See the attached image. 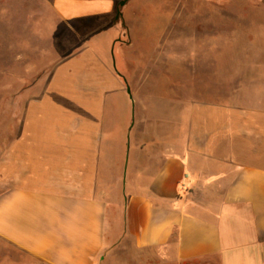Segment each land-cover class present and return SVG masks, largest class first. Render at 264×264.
Wrapping results in <instances>:
<instances>
[{
    "label": "crops",
    "instance_id": "crops-1",
    "mask_svg": "<svg viewBox=\"0 0 264 264\" xmlns=\"http://www.w3.org/2000/svg\"><path fill=\"white\" fill-rule=\"evenodd\" d=\"M20 1L40 42L49 5L70 28L109 17L85 42L118 33L82 80L94 99L39 89L0 135V264H264V94L170 108L167 126L152 117L134 133L130 73L111 56L116 1ZM17 12L0 3V19Z\"/></svg>",
    "mask_w": 264,
    "mask_h": 264
},
{
    "label": "rangeland",
    "instance_id": "rangeland-1",
    "mask_svg": "<svg viewBox=\"0 0 264 264\" xmlns=\"http://www.w3.org/2000/svg\"><path fill=\"white\" fill-rule=\"evenodd\" d=\"M115 1L119 7L122 0ZM1 2L18 12L0 19V135L6 136L12 117L19 125L26 101L39 89L49 90L48 100H53L54 88L62 100L94 99L98 93L94 88L84 91L89 86L82 80L90 78V69L98 62L95 53L109 57L108 44L118 32L113 28L84 40L109 17L70 28L58 24L49 5L44 10L48 27L40 29L44 35L40 42L31 37L36 29L23 15L27 7L22 8L20 0ZM36 3L31 0V7ZM120 10V46L111 56L119 74L130 73L132 99L127 88L123 100L130 103L134 133L147 131L152 117L167 126L170 108L178 116L181 106L194 102L230 106L244 99L248 105L262 101L264 0H129ZM40 70L42 75L34 76ZM53 70L59 78L50 87ZM145 71L150 74L142 76ZM41 78V85L29 86Z\"/></svg>",
    "mask_w": 264,
    "mask_h": 264
},
{
    "label": "water",
    "instance_id": "water-1",
    "mask_svg": "<svg viewBox=\"0 0 264 264\" xmlns=\"http://www.w3.org/2000/svg\"><path fill=\"white\" fill-rule=\"evenodd\" d=\"M129 0H122L120 3H119V7H118V13H117V19H119L120 17H122V12L120 10V7H124L127 3H128ZM112 55L114 56V51H112ZM128 94L130 95V98L132 99V93H131V89L130 87H128Z\"/></svg>",
    "mask_w": 264,
    "mask_h": 264
}]
</instances>
